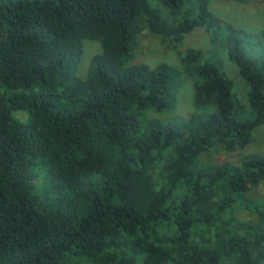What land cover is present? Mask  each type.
I'll return each instance as SVG.
<instances>
[{"label":"trees","instance_id":"16d2710c","mask_svg":"<svg viewBox=\"0 0 264 264\" xmlns=\"http://www.w3.org/2000/svg\"><path fill=\"white\" fill-rule=\"evenodd\" d=\"M210 1L0 0V264H264V152L211 157L264 131V26ZM200 26L216 48L183 47Z\"/></svg>","mask_w":264,"mask_h":264},{"label":"rangeland","instance_id":"374dc122","mask_svg":"<svg viewBox=\"0 0 264 264\" xmlns=\"http://www.w3.org/2000/svg\"><path fill=\"white\" fill-rule=\"evenodd\" d=\"M210 9L216 14L223 22H229L235 27L242 28L249 32L258 31L264 26V0H249L245 3L237 2L234 0H211L209 3ZM85 51L83 62L80 65V73L84 75L89 58L99 51L100 45L97 41H85ZM254 43L259 47L257 40ZM212 34L204 27H196L191 32L185 35L183 40V47H196L205 51L214 49L216 47ZM139 60L153 66L154 64L166 61L170 63H176L177 57L174 51L165 48L157 40L148 37V40L142 42L141 48L137 53ZM223 65L227 68L230 76L234 79L236 88L237 85L240 89L244 90V83L242 78L238 74L235 67L232 66V62L228 59H222ZM187 84V83H186ZM184 85L179 92V101L177 108L173 113L181 116H185L191 109V84ZM246 87V86H245ZM241 99H244L242 93L238 90ZM13 115L20 119H26L27 114L24 111H15ZM260 140H255L238 153L228 154L225 152H219L213 154L211 157L213 160L221 162L225 160L237 161L239 158L252 152H264V131L259 133ZM258 194H261L264 198V182L260 185ZM250 218V217H249Z\"/></svg>","mask_w":264,"mask_h":264}]
</instances>
